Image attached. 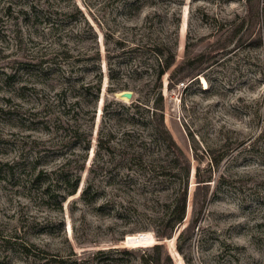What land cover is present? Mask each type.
Returning <instances> with one entry per match:
<instances>
[{
    "label": "rangeland",
    "instance_id": "374dc122",
    "mask_svg": "<svg viewBox=\"0 0 264 264\" xmlns=\"http://www.w3.org/2000/svg\"><path fill=\"white\" fill-rule=\"evenodd\" d=\"M138 1L0 0V264H46L36 259L46 253L60 260L50 264H142L156 242L172 264H264V0H250L260 11L257 20L246 19L241 39L234 25L246 0H149L139 9ZM153 45L175 56L159 78ZM98 81L78 190L62 212L49 211L29 182L30 165L48 169L62 160L48 159L44 148L60 135L59 120L73 122L74 112L81 126L90 125L84 112ZM124 90L129 99L115 95ZM109 101L116 112L101 119ZM138 101L150 110L134 106ZM154 109L192 165L186 216L160 241L154 230L163 206L108 184L116 173L141 178L137 156L148 163L160 150L151 136L145 145L134 138L150 129L141 118L150 120ZM130 114L132 124L122 119ZM99 128L114 132L110 150L96 147ZM210 155L221 159L217 167ZM197 165L202 176L212 174L208 188L196 185ZM85 180L92 183L87 200L99 193L94 203L79 196ZM206 189L213 192L192 240L179 250L176 237L198 210L195 192ZM147 232L153 240L146 245L139 236ZM19 243L34 248L24 253Z\"/></svg>",
    "mask_w": 264,
    "mask_h": 264
},
{
    "label": "trees",
    "instance_id": "16d2710c",
    "mask_svg": "<svg viewBox=\"0 0 264 264\" xmlns=\"http://www.w3.org/2000/svg\"><path fill=\"white\" fill-rule=\"evenodd\" d=\"M148 1L149 0L138 1V9ZM253 9L254 12H252ZM259 11L260 8L257 4L255 8H253L250 4V0H246L245 14L241 16L240 22L234 25V28L236 29L235 32L239 31V39L243 38L242 30L246 19H251L253 17L257 20ZM87 25L90 28V25ZM56 26L57 25L55 24L54 27L51 28L53 29ZM256 35L257 36L254 37V41L257 40V42H261L262 36L257 32ZM152 47L154 49V55H157L155 71L156 78H159L171 65L175 56L172 52H169L168 46H166L167 54L163 51L164 47L163 49H160L161 46L158 45H153ZM192 60L193 59L190 61ZM92 87L94 88L91 92L92 96L88 98V101L91 103V108L85 110L84 112L88 121L91 120L90 125L81 126L74 118V115L77 114V112H74V114L70 116V119L73 122H70V120H59L55 127V131L56 134L60 133V135L50 140L48 146L44 148V150L46 151L45 155L48 159L50 158L49 155H61L62 160L57 162L54 167L48 169L42 167L37 170L36 164L33 162L30 165L29 182L33 185H37L39 189L40 201L49 211L58 210L62 212L64 200H66L67 196L75 194L78 190L81 178L80 172L84 169L85 162L87 160L88 148L92 138V124L95 116V104L97 103L98 93L100 91L99 81L98 84ZM111 102L113 103V101H109L103 105L101 119L106 115V113L111 112L110 115H113V113L116 112V110L108 111L107 107ZM134 106L138 109L141 108L143 111H149L151 108L147 104L140 101H138ZM68 109L70 110L71 108ZM64 113L66 115H70L65 111ZM137 113H140V111L137 110ZM122 119L131 124L134 122L133 114H130V116H126ZM137 121H139V118ZM141 123L145 127H149V124L152 125L150 126V129L146 130V132H144L145 130H141L138 133V136H134V138L140 139L141 144L145 145L146 139L151 136V139L154 140V142L160 147V150L153 152V161H149L148 163L143 160L144 158L142 157V154L137 156L135 165H137V170L143 173L141 178H139V176H130L128 174L124 176L116 173L109 178L108 184L117 187L118 189L123 188L129 190H140L142 195H146V202L151 201L156 205L163 206L164 210L157 220V229L154 230L156 239L160 241L164 238H171L175 228L183 222L186 216L188 184L192 165L188 156L175 142L171 133L166 128L160 111L154 109L152 111V118L149 120L142 117ZM97 133L96 147L110 150L111 146L109 145H111V142L115 137L114 132L107 130V132L104 133L103 129L99 128ZM122 133L123 139L126 142L132 141L131 139L133 136L130 130H124ZM67 149L70 150L67 151ZM193 155L196 158V156H198L197 151L194 152L193 150ZM209 161L214 168L218 166L221 159L218 160V158L214 155H210ZM194 175L197 187L201 185L206 188L209 187L208 185L212 180L211 172L206 176H202L200 173V167L197 165ZM91 184L92 183L87 180L80 188L79 196L83 199V201H85V203H94L99 196L98 191L94 190L91 198L87 200V190L91 188ZM212 192L213 191H211V193ZM211 193H209L208 189H206V193L202 194V196H199L197 191L195 192L194 205L198 206V210L196 209L194 211L195 215L192 217L191 221L183 227L176 237V243L179 250L182 249L181 242L192 240L194 233L193 229L199 219L198 214L201 212V209L206 206L209 201V194ZM161 197L165 200H161ZM112 209L115 212L120 213L117 209ZM43 223L45 225L43 228H46L47 231L50 232L52 230V224H50L47 218ZM58 223H62V221L60 220ZM12 237H14V241H16V236ZM7 239H11L10 236H8L6 240ZM19 246L23 248L24 253L26 252L24 249L29 250L30 247L34 248L31 244L23 245L22 243H19ZM112 249L118 250L119 248ZM162 250L163 246L160 242L150 245L147 253L144 252L142 255V264H172L169 254L166 251L161 252ZM102 251V249H99L96 253H101ZM119 251L128 253L131 249L121 248ZM30 255L33 257V262L36 255H34V253H31ZM36 259H41L46 264L60 261L58 260L59 258H56L49 253H46L42 256V258L37 257Z\"/></svg>",
    "mask_w": 264,
    "mask_h": 264
},
{
    "label": "bare ground",
    "instance_id": "6f19581e",
    "mask_svg": "<svg viewBox=\"0 0 264 264\" xmlns=\"http://www.w3.org/2000/svg\"><path fill=\"white\" fill-rule=\"evenodd\" d=\"M117 94L121 95V91L117 92ZM120 98H126V97H120ZM139 238L142 240V242H145L146 245L153 240V236L150 232H147L145 234H140Z\"/></svg>",
    "mask_w": 264,
    "mask_h": 264
},
{
    "label": "water",
    "instance_id": "95a60500",
    "mask_svg": "<svg viewBox=\"0 0 264 264\" xmlns=\"http://www.w3.org/2000/svg\"><path fill=\"white\" fill-rule=\"evenodd\" d=\"M117 97H126L127 99H129L132 95V92L131 91H128V90H124V91H121V95H118L117 93L115 94ZM98 112V110H97ZM97 116V115H96Z\"/></svg>",
    "mask_w": 264,
    "mask_h": 264
}]
</instances>
